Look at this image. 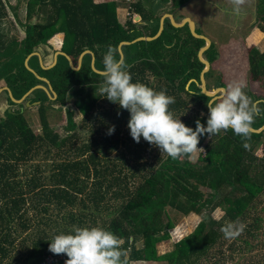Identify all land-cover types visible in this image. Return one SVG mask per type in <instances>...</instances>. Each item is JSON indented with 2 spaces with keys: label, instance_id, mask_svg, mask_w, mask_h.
I'll return each instance as SVG.
<instances>
[{
  "label": "trees",
  "instance_id": "trees-1",
  "mask_svg": "<svg viewBox=\"0 0 264 264\" xmlns=\"http://www.w3.org/2000/svg\"><path fill=\"white\" fill-rule=\"evenodd\" d=\"M23 1L0 0V82L20 99L38 84L48 87L45 77L56 96L39 87L25 97L38 103L39 132L28 123L29 106L0 114V264H42L48 256H59L49 251L51 240L77 226L101 227L120 237L129 264H264V252H253L264 245V129L253 131L247 141L231 129L211 138L202 135L198 147L204 152L173 160L143 137L135 142L127 127L130 112L98 92L103 76L93 68V54L95 68L103 71L109 46L121 57L119 45L129 41L121 49L132 81L166 90L175 98L169 106L175 118L193 129L198 119L206 126L212 96L202 90L206 65L199 58L206 40L194 36L188 22L175 26L170 17L156 38L135 40L155 36L162 16L188 0ZM22 3L25 20L19 15ZM253 6V26L264 32V0H254ZM121 8L140 20H122ZM10 12L24 31L21 39L5 26ZM181 14L180 9L174 13L178 23L184 19ZM195 25L199 34L206 30ZM57 33L64 34L61 50L76 68L61 53L53 66H43L45 57L55 52L47 47ZM86 50L93 54L85 53L79 64ZM33 52L40 55L33 54L26 63ZM219 54L211 39L203 52L210 62L204 73L209 91L226 88L234 75L216 68ZM246 60L243 77L264 89V47L250 46ZM2 93L14 103L8 89ZM247 93L264 109V94ZM71 98L84 116L77 122L66 106L68 131L60 134L47 109L55 103L63 107ZM263 124L264 113L252 127ZM85 127L89 134L80 132ZM217 209L222 211L219 217ZM172 212L194 213L200 220L171 250L160 253L158 244L170 240L175 225ZM237 218L247 225L244 232L226 239L223 225Z\"/></svg>",
  "mask_w": 264,
  "mask_h": 264
},
{
  "label": "clouds",
  "instance_id": "clouds-1",
  "mask_svg": "<svg viewBox=\"0 0 264 264\" xmlns=\"http://www.w3.org/2000/svg\"><path fill=\"white\" fill-rule=\"evenodd\" d=\"M232 14L242 17L248 0H229ZM103 83L99 88L100 97L116 102L130 112L127 127L137 143L141 137L149 144L159 148L171 159L179 160L197 152L200 137L207 134L210 138L231 129L243 140L250 139L253 124L257 116L264 113L244 91L243 81H231L227 87L207 103L209 115L206 126L198 119L196 127L187 126L174 117L169 106L175 103L173 96L166 90L156 91L140 82H133L128 71L130 67L119 56L118 49L109 46L103 57ZM114 126L109 134L114 132ZM244 146L247 148L248 144ZM239 218L227 222L221 231L229 240L238 238L246 228ZM123 241L113 232L101 227H74L68 234L56 235L49 244L54 254H66L65 264H129V251L123 247Z\"/></svg>",
  "mask_w": 264,
  "mask_h": 264
},
{
  "label": "rangeland",
  "instance_id": "rangeland-1",
  "mask_svg": "<svg viewBox=\"0 0 264 264\" xmlns=\"http://www.w3.org/2000/svg\"><path fill=\"white\" fill-rule=\"evenodd\" d=\"M18 1L19 0H10V3L17 4ZM21 1L24 2L23 0ZM253 1L254 0H248V3L245 5L244 8V14L240 18H236L232 14V5L229 3V0H188L183 6L180 7V10H182L181 17H190L194 22L196 21L197 25L206 29H202L203 34L206 33L204 35L215 40L220 53V60H218L216 68L224 73H229L230 75H232V73L234 74L233 77L228 80V82H231V80L243 81L245 84L244 91L247 95L248 91L254 92L255 94H264V89L261 87L260 82L252 80H249L248 82L246 78L243 77V74L248 71L249 67L246 60L248 48L252 45L260 46L262 48L264 47V32L260 30L257 26H253V22L256 20ZM129 12V9L121 8L119 10L121 19L124 20L126 17H131L133 21L140 20V18L137 17V13L130 15ZM19 15L23 20H25L26 7L24 6V3H22L19 7ZM7 19L8 20H6L5 26L9 29L10 35H15L19 39L23 38L24 31L22 28L19 27L16 20L14 19V15L11 12ZM63 40L64 34L57 33L49 40L50 46L47 48L50 50V52L62 51L61 47L63 45ZM55 52L45 57L43 61L44 66L47 67L50 64H53L55 60ZM230 75L228 76L230 77ZM2 86H4L3 81L0 82V88H2ZM220 93L221 90H219L217 94ZM8 94L10 96V93ZM23 96L21 98H23ZM74 99H68L67 104L63 107L58 103H55L53 106L47 109L50 115L51 125L54 126L55 131L59 132L60 134H66V131H68L65 128V125L67 124L66 106H70L71 109L74 111V119L77 122H81L84 116V114L79 109V106L76 105ZM37 104V102L31 103L29 100L25 99L20 102L14 101V103H11L7 95L2 93V95L0 96V114L5 115L8 111H20L23 108L29 106L28 111L26 110V117L28 123L36 132H39L42 130V125L39 117ZM79 130L82 134H89V132L91 131L90 128L87 127H85V129ZM192 159L195 160L196 156H194ZM171 215L173 217L175 225L170 231V240L161 241L158 244V250L160 253H164L171 250L173 248V244L184 236H186L187 234H189L190 232H192L194 227L200 220L199 216L194 213L184 216L177 213L174 214L172 212ZM221 215L222 211L220 209H217L215 212V216L219 217ZM253 252L263 253V243H260V246L256 247ZM133 264L165 263L161 261L153 263L139 261Z\"/></svg>",
  "mask_w": 264,
  "mask_h": 264
},
{
  "label": "water",
  "instance_id": "water-1",
  "mask_svg": "<svg viewBox=\"0 0 264 264\" xmlns=\"http://www.w3.org/2000/svg\"><path fill=\"white\" fill-rule=\"evenodd\" d=\"M183 5H184V4H183ZM183 5H182V6H183ZM177 9H180V7L177 8ZM177 9H176L174 12H172V13H166V14H164V15L162 16V18H161V22H160V28H159V31H158V33H157L155 36H142V37H138V38L135 39V40H139V39H148V40H150V39H153V38H156L157 36H159V35L161 34L162 30L164 29V19H165L166 17H170V18H171V21H172V23H173V25H175V26H182V25H184L186 22H188L192 34H193L194 36H196V37L204 38V39L206 40V45H205L204 47H202L201 50L199 51V58H200L201 61L204 62L205 65H206V67L203 69V71H202V73H201V81H202V85H201V86H202V90H203L204 93H206V94L212 96V100H213L214 98H218V96H219V94H217L218 91L221 90V92H222V91L225 89V87H218V88H216L214 91H209V90L207 89V87H206V80H205V77H204V73L207 72V71L209 70V68H210V62H209L208 60H206V59L203 57V52H204V50H206V49L210 46V44H211V39H210L208 36H206V35L199 34V33L196 32V25H195V22H194L190 17H185L184 20H183L182 22H180V23L176 22V20H175V18H174V13L177 11ZM137 17L140 18V15H137ZM135 40H134V41H135ZM126 43H129V41H123V42H121V44L119 45L120 53H121V57H122V58L124 57V54H123V52H122L121 46H122V44H126ZM87 52H90L91 54H93V52L90 51V50H86V51H84V52L80 55V57H79V61H78L79 64H81V62H82V58H83V55H84L85 53H87ZM60 53H61V54H65V55H67L66 52H64V51H56V52H55V60H54L53 64H50V65L47 66V67H51V66H53V65L55 64V62H56V60H57V56H58V54H60ZM33 54H39V53H38V52H33L32 54H30V55L28 56V58L26 59V63L28 62L29 57L32 56ZM39 55H40V54H39ZM67 56H68V55H67ZM68 58H69V60H70L71 66L74 67V68H76L75 65H74V63H73V61H72V59H71L69 56H68ZM40 60H42L41 57H40ZM94 62H95V58H94V54H93V58H92V65H93V68H94L96 71L102 73V72H103L102 70H98V69L95 68V66H94ZM43 66H44V65H43ZM44 67H46V66H44ZM47 67H46V68H47ZM41 78H42L43 80H45V81L48 83V87H46L45 85H42V84H38V85L34 86L33 88H31V89H30V90H29V91L23 96V98H21V99H17V98H15V97L13 96L12 92L10 91V89H9L8 87H6V86L0 88V92H1L2 90H4V89H8V91H9V93H10V96H11L12 100H14L15 102H20V101L24 100L25 97H26V96H27V95H28L33 89H35V88H39V87H43V88H45L49 94H50L51 92H53L54 95L56 96V92L54 91V89H53L51 83L49 82V80H48L47 78H45V77H41ZM212 100H211V101H212ZM263 129H264V124H263L260 128H254V127H253V131H254V132H260V131H262Z\"/></svg>",
  "mask_w": 264,
  "mask_h": 264
},
{
  "label": "built area",
  "instance_id": "built-area-1",
  "mask_svg": "<svg viewBox=\"0 0 264 264\" xmlns=\"http://www.w3.org/2000/svg\"><path fill=\"white\" fill-rule=\"evenodd\" d=\"M68 259L67 255L66 254H61L59 256H48L46 258V260L42 263V264H52V263H55V264H59L60 262H63L65 263V261Z\"/></svg>",
  "mask_w": 264,
  "mask_h": 264
},
{
  "label": "bare ground",
  "instance_id": "bare-ground-1",
  "mask_svg": "<svg viewBox=\"0 0 264 264\" xmlns=\"http://www.w3.org/2000/svg\"><path fill=\"white\" fill-rule=\"evenodd\" d=\"M168 231V230H167Z\"/></svg>",
  "mask_w": 264,
  "mask_h": 264
},
{
  "label": "crops",
  "instance_id": "crops-1",
  "mask_svg": "<svg viewBox=\"0 0 264 264\" xmlns=\"http://www.w3.org/2000/svg\"><path fill=\"white\" fill-rule=\"evenodd\" d=\"M13 112V111H12Z\"/></svg>",
  "mask_w": 264,
  "mask_h": 264
}]
</instances>
